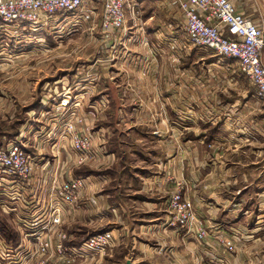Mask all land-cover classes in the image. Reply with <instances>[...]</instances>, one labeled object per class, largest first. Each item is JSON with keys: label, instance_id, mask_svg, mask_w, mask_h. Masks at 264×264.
<instances>
[{"label": "rangeland", "instance_id": "obj_1", "mask_svg": "<svg viewBox=\"0 0 264 264\" xmlns=\"http://www.w3.org/2000/svg\"><path fill=\"white\" fill-rule=\"evenodd\" d=\"M123 2L126 22L124 28L117 31H109L102 25L105 18L104 0H88L84 8L78 12L59 14L52 22L36 31L29 28L24 30L23 27L0 21V150L6 149L14 142L19 143L31 158L35 180L30 190L26 184L22 182L20 184L14 177L5 176L0 171V264H124L127 257L136 262L140 261L138 254L132 251V245L144 243L150 248H156L159 244V236L143 234L142 237H136L122 230L116 233L109 229L113 225L106 224L109 221L105 218L99 217L96 224L90 223L87 215L83 216L82 221H77L76 218L75 222L72 221L74 210L80 206L81 199H87L91 175L94 179L97 178L96 181L102 182L103 185L97 188L100 192L106 190L103 187L107 181H113L108 185L109 189L119 184L123 185V180L126 183V165L144 166L145 169H148L147 165H153L151 158L153 148H145L146 152L142 150L148 154L143 161H139L137 157L139 149L136 145L132 147L129 144L131 151L122 148L123 139L120 134L131 127V124L126 125L127 122L123 121L125 109L112 104L113 101L116 104L128 99H147L148 94L129 91L106 93L105 66L109 63L106 57L110 52L119 55L120 52L127 50L137 51L139 45L136 37H142L140 44L153 52L161 51V48L158 44H152L154 48L149 44L146 39L150 36L155 38L154 42L157 41V36L177 35L186 38L184 25L182 27L177 25V28L169 22V15L166 13V7L170 4L180 11L177 3H169L167 0ZM250 3L252 7L249 10L250 14L264 25V3L260 0H251ZM134 5L135 12L132 10ZM28 36L33 37L35 41L30 47L25 44ZM127 36L131 41L121 42V39ZM177 50L210 52L216 55L211 50L191 47L185 42L184 45L177 47ZM96 57L99 58V65L104 66L99 70L95 71L94 68V71H89ZM233 65L232 69L239 70L236 61ZM78 69L81 70L80 74L76 71ZM241 76L243 80H247L246 84L254 89L252 93L255 95L256 88L244 75ZM93 83L98 85L97 89L92 87ZM258 101L261 105L257 107L256 112L252 110L251 113L264 115V103L259 99ZM150 109L153 111V108ZM162 113L165 116L164 107ZM247 114L240 117L239 115L236 117V114H231V117L227 115V124L219 120L220 116L214 117L207 113L197 114L192 118L193 122L186 121L183 115L181 117L179 115L176 128L179 133H184V139L190 134L202 132V128L207 129L210 136L217 138L219 129L223 126L226 132L233 136L241 130L239 123L248 126L243 119ZM263 120L254 124L257 127L248 129L243 127L242 134L247 130L253 135L264 136ZM168 125L170 126V123ZM148 127L150 129L149 124L140 125L139 131L148 133ZM185 129L193 132L188 134ZM135 135L140 138L138 133ZM77 136L82 139L89 137L92 143V156H88L81 164L76 159L74 149V140ZM107 139L114 153L106 155L104 147ZM130 139L134 137L131 136ZM205 145L209 152L222 148L218 140ZM245 147L242 146L240 150L241 170L229 173L230 177L236 175L239 180V184L234 185L233 189L217 187L210 189L209 194H204L209 188L192 190L186 182H177V191L167 198L168 219L165 226L176 229L169 225V205L172 196L181 193L192 204L198 222L194 232L185 239L186 242L200 244L216 242L230 254L240 256L242 264H264V149L253 146L254 150L253 148L246 150ZM166 158L168 156L165 155L163 148L161 169H164ZM172 159H175L174 155ZM167 163L169 164V160ZM75 179H82L83 186L73 194L76 197L73 204L64 205L66 222L61 219L59 225L48 231L33 229V224L34 228L35 225L38 227L42 225H38L40 221H37L41 217L32 213H38V208L55 209L51 198L55 199L56 195L58 200L65 203L60 192ZM125 185L123 189L115 190L119 192L121 198L135 193L129 191L128 181ZM133 185L136 187L138 183L131 185L136 189ZM139 186L142 188L143 184ZM66 195L64 193V196ZM233 195L236 197L235 201L233 199L230 202L220 201L224 196L230 198ZM211 197H216L217 201L205 205L204 200L207 201ZM40 199L41 204L38 202ZM200 212L204 215L203 219L200 218ZM33 215L37 223L31 222ZM117 217L118 221L123 220L127 226L135 223L131 219L128 221L126 217L121 218L119 213ZM45 218L47 222L48 218ZM223 227H235L238 235L236 237H229L223 233L222 236L214 235V230H223ZM199 229L206 232L204 239L198 238ZM108 232L113 238L103 250L83 258H74L70 255V249L81 248L91 238ZM38 237L45 244L51 245L48 252L42 251L40 242L37 241ZM60 245L66 247L68 253L59 254L57 248ZM148 246L146 249H149Z\"/></svg>", "mask_w": 264, "mask_h": 264}, {"label": "crops", "instance_id": "obj_2", "mask_svg": "<svg viewBox=\"0 0 264 264\" xmlns=\"http://www.w3.org/2000/svg\"><path fill=\"white\" fill-rule=\"evenodd\" d=\"M234 2L239 13L256 20L249 12L252 9L251 0H234ZM166 8L169 22L182 27L185 24V19L181 10L178 11V8L173 4L167 5ZM157 37L156 42H154L155 38L152 36L146 40L151 46L152 44H158L161 51L153 52L146 47L143 48L139 42H142V37H136V42L139 45L137 51L127 50V52H120L119 55L110 52L106 57V61L109 63L105 66L107 69L106 93L110 91H129L148 94L147 99H128L116 104L113 101L112 104L116 105L117 108L122 106L125 109L123 111V121L127 122L126 125L131 124V127L120 134L123 139L122 148L130 150L129 144L132 147L136 145L139 149L137 156L139 161H143L148 155L143 153L142 150L146 152V149L153 148L151 156L153 165H147L148 169H145L144 166L126 165L125 178L128 181L127 186L131 193L135 192L134 195L129 197L127 194L126 197L121 198L119 192L115 191L118 188L123 189L127 181L124 183L123 180V185H116L112 189H109L108 185L112 184L113 181H107L103 187L106 190L99 192L97 188L103 184L96 181L97 178L94 179L91 175L88 181L89 193L87 199H81L80 206L74 210L72 221L75 222V218L77 221H82L83 216L87 215L90 223L96 224L99 222V217H101L109 221L106 224L111 223L113 225L109 229L114 230L116 233L122 230L124 233L126 231L129 235L136 237H142L143 234L160 237L156 248H150L147 245L149 249H146L147 246L144 243L132 245V251L138 254L137 256L141 262H136L134 259L131 260V257H127L124 264H242L240 256L230 254L216 242L212 244H209V242H202V244L199 242H186L185 239L190 236L186 231L166 228L165 222L168 219L166 203H168V196L177 191L176 185L180 181L186 182L192 190L198 189L200 191V189L209 188L204 194H209L210 189L223 186L233 189L234 185L239 184L236 175L230 177L229 173L242 168V155L240 153L242 146H246V150L252 148L254 150L253 146L257 149H264L263 135H253L247 130L244 131L245 134H242L243 127L246 129L257 127L254 124L264 119V115L251 113L252 110L256 112L257 107L261 104L256 99V94L252 93L254 89L246 84V79H242L241 75L243 74L240 70L232 69L234 60L221 58L210 52L198 53L177 50V47L181 44L184 45V42L189 44L187 36L186 38L177 35ZM26 39L25 44L29 45L28 47L35 42L31 36ZM123 41L128 43L131 40L127 36L121 39V42ZM102 66L104 65H99V58L96 57L88 70L94 71L95 68L96 71ZM76 71L78 74L81 73L80 69ZM92 87L97 89L98 85L93 83ZM163 107L165 116L162 113ZM150 108H153V111ZM200 113H207L214 117L220 116L221 119L219 120L224 121L226 124L228 123L226 121L227 115L230 117L231 114H236V117L238 115L240 117L245 113L250 115L247 114L243 118L248 126L239 123L241 130H238L237 135L233 134L231 136L223 126L219 129L217 138L210 136L208 130L202 128L203 131L197 132L195 135L190 134L193 130L185 129L190 135L184 139V133H179L176 128L177 119L183 115L186 121L193 122L192 118ZM168 123H170V126ZM143 124H149L151 131L148 127V133H141L139 128ZM235 132L237 133L236 129ZM112 133L117 134L119 132ZM136 133L140 138L136 137ZM131 136L134 139H130ZM134 140L136 142H133ZM216 140L220 142L222 148L215 152L207 151L205 143H212ZM109 142V139H107L104 147L106 155L110 154L113 148L109 145ZM140 142H143V144L141 145ZM231 147H234V150L230 149ZM163 148L168 158L165 159L164 169H161L163 165V159H161ZM130 155L132 154L130 153ZM172 155L175 159H172ZM168 160L169 164L167 163ZM136 183H138L136 187L133 185L136 189L132 188L131 185ZM139 184H143L142 188ZM228 197L224 196L223 200L220 199V201L230 202L232 199L234 201L236 199L234 195L230 197L231 199ZM215 198L211 197L207 201L204 200L205 205L216 202ZM53 210L54 208L47 209L45 211L46 216L44 212L40 214L33 212L32 214H38L37 217H41L42 220L39 218L37 221H40L38 225H42V227L35 225L34 228L33 224L32 228L39 231L43 229V226L51 223L50 215ZM49 211L51 214H48ZM118 213L121 218H125L127 214H130L126 218H128V221L131 219L135 223L132 226H127L123 220V222L118 221ZM42 215L48 218L47 222ZM202 216L204 215L200 212L201 219H203ZM61 218L65 220V223V207L62 210ZM37 221L34 217L31 222L37 223ZM214 231V235L219 234L222 236V233L226 236L229 235V237L238 235L235 227H223V230Z\"/></svg>", "mask_w": 264, "mask_h": 264}, {"label": "built area", "instance_id": "obj_3", "mask_svg": "<svg viewBox=\"0 0 264 264\" xmlns=\"http://www.w3.org/2000/svg\"><path fill=\"white\" fill-rule=\"evenodd\" d=\"M88 0H0V21L38 30L59 14L76 13ZM177 3L185 19L184 32L191 47L203 48L215 52L221 58L231 59L238 63L240 72L256 88L257 98L264 103V25L257 20L239 13L234 0H167ZM264 3V0H260ZM105 18L102 22L109 31L122 30L126 22L123 0H104ZM135 12V5L132 7ZM91 139L76 137L74 149L79 164L91 157ZM0 171L33 187V166L31 158L17 142L0 150ZM21 184V183H20ZM83 186L82 179L68 183L60 192L65 203L51 198L55 209L51 223L42 230H50L61 223L64 205L71 206L76 197L73 196ZM64 193L67 195L64 196ZM69 195V196H68ZM46 199V198H45ZM41 204V199L38 201ZM51 207V206H50ZM53 208V207H52ZM170 227L185 230L187 234L194 232L198 226L192 204L181 193H176L170 200ZM32 209V208H31ZM51 208H38V214ZM15 211V209L13 210ZM198 238L204 239L206 232L198 230ZM111 233H104L91 238L83 247L68 249L74 258H83L103 250L112 240ZM64 239V237H63ZM42 251L48 252L51 245L37 238ZM57 252L68 253L66 247L60 245Z\"/></svg>", "mask_w": 264, "mask_h": 264}, {"label": "water", "instance_id": "obj_4", "mask_svg": "<svg viewBox=\"0 0 264 264\" xmlns=\"http://www.w3.org/2000/svg\"><path fill=\"white\" fill-rule=\"evenodd\" d=\"M128 264H130V263H128Z\"/></svg>", "mask_w": 264, "mask_h": 264}]
</instances>
